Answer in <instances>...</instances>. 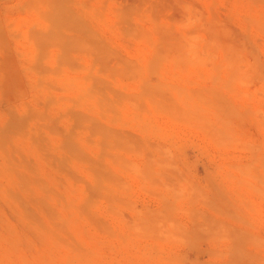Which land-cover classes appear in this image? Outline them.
I'll return each mask as SVG.
<instances>
[{
  "label": "rangeland",
  "instance_id": "obj_1",
  "mask_svg": "<svg viewBox=\"0 0 264 264\" xmlns=\"http://www.w3.org/2000/svg\"><path fill=\"white\" fill-rule=\"evenodd\" d=\"M0 264H264V0H0Z\"/></svg>",
  "mask_w": 264,
  "mask_h": 264
}]
</instances>
